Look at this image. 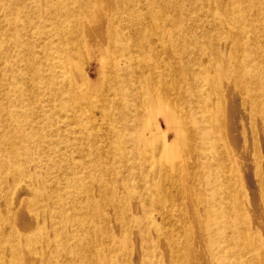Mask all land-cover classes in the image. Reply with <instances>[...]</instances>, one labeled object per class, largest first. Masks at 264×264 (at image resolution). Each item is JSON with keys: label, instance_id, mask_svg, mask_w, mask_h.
Returning a JSON list of instances; mask_svg holds the SVG:
<instances>
[{"label": "bare ground", "instance_id": "6f19581e", "mask_svg": "<svg viewBox=\"0 0 264 264\" xmlns=\"http://www.w3.org/2000/svg\"><path fill=\"white\" fill-rule=\"evenodd\" d=\"M157 2L0 0V58L6 57L11 74L1 93L12 103L0 104V184L4 186L0 189V264L127 261L128 254L112 259L114 249L109 245L122 248L130 243L131 234L119 237L118 229L128 231L131 224L138 225L137 235L145 239L141 223L149 212L166 230L164 239H151L152 254L165 253L167 264H230L228 252L217 254L228 245L237 246L236 256L249 253L242 264H264L261 239L248 237V229L258 226L240 215L249 216L257 206L251 198L234 200L225 208L220 199L223 186L210 172L201 182V204L193 187L183 190L173 182L194 177L192 171L186 172L184 155L195 163L204 141L220 148L203 156L206 162L214 155L218 171L239 168L242 178L253 171L243 164L246 146H239L233 123L215 117L209 123L215 137L210 131L200 135L203 121L193 117L199 108L184 105L180 92L174 91L180 69L173 60L164 65L180 34L166 20L168 16L163 19ZM130 3L138 6L132 8ZM220 46L213 41L198 48L199 57L186 59L185 73H192L190 65H196L191 75L203 82L205 99L215 96L213 111L221 109L225 115V107H218L224 106L219 90L223 72L235 63L238 95L248 73L242 71V60L234 57L236 46L227 49V59L221 57ZM214 53L221 57L216 62L211 60ZM212 66L213 75L209 74ZM5 83L0 78V86ZM148 110L159 113L156 128L167 133L169 141L146 133ZM121 139L128 142L136 167L138 183L129 190L127 174L114 179L115 162L124 166L128 160ZM259 151L263 153L264 142ZM249 157L259 160L256 155ZM142 182L151 184L148 189L154 194L148 204ZM183 191L185 200L180 197ZM21 193L24 202L17 197ZM233 194L229 189L224 197L231 199ZM137 210L139 216L127 217ZM20 213L26 214L28 225H15ZM216 215L220 218L214 219ZM140 252L143 259L142 244Z\"/></svg>", "mask_w": 264, "mask_h": 264}, {"label": "rangeland", "instance_id": "374dc122", "mask_svg": "<svg viewBox=\"0 0 264 264\" xmlns=\"http://www.w3.org/2000/svg\"><path fill=\"white\" fill-rule=\"evenodd\" d=\"M156 1H158L156 3L157 9L163 15V19L164 15L168 16L166 20L175 24L177 26V33L180 34V36L175 39V45L172 47V52L167 57L168 60L164 65L168 66V61L173 60L174 65L176 64L175 67L180 69V73L177 77V83L173 84L174 91L180 92V99L183 101L184 105L199 108L194 113L193 117L203 121L202 127L198 132L200 135L206 136V133L210 131L213 134V138L215 137V133L209 129V123L213 122L215 117H218L219 119L223 117V120L226 123H233L232 132L233 134H236L239 146H246L248 157L247 161H244L243 164L247 165L248 169L251 168L253 171L252 176L246 175L244 178H242V171L239 168L232 171L228 170L226 173L222 170L218 171L216 166L217 158L213 155L211 158H207L206 162H204L205 158H203V156L205 153L210 155V152L212 151L218 153L220 148L217 144L212 146L210 142L204 141L203 143L201 142V146L198 148V159L195 163H192L189 157L184 155L187 170L186 172L190 173L192 171L194 177H192L188 182L186 180L173 182L177 187H181L183 190L187 189L188 186L193 187L197 192L199 204H201L200 200L203 198L201 195V182L202 180H205L207 173L210 172L208 175L213 174V176L216 177L217 182H221L223 186V192L220 194V199L222 206L225 208L231 206L234 200L242 201L244 197L251 198L252 202L256 203L254 205L257 206L253 208L251 213L247 211L249 216L240 214L241 219L245 220L250 217L254 226H258L257 230L248 229V237L252 240L259 237L263 243H261V245L264 246V207H262V205L264 206V151L262 153L263 155L259 151L260 148L262 150L264 142V0ZM129 6L135 8L138 4L130 3ZM213 41L223 45V47L220 46L223 50L220 55L221 57L224 55V59L230 58V56L227 55V49L231 46H236L237 50L234 53V57L238 61L240 59L242 60V71L246 74L248 73L244 80V84L242 80V94L238 95L237 83L234 82L238 77L235 70V61L233 60L234 64H232L228 70L223 72V83L220 85L219 90L224 97V99H222L224 106L222 104H218V107H222L223 109L225 107V113H227L225 115H222L223 112L221 109H219V112L217 113L213 111V105L216 104L214 102L215 96H212L211 99H205L208 95H203V82H199L194 78V75H191L196 73V65H190L192 73H185V68L188 65L186 64V59L190 58L194 61L197 57H199L197 52L198 48H205ZM5 46L6 45H2L1 48H4ZM217 57L221 58L219 54L214 53L211 55V60L216 62ZM169 68L171 69V67H168L167 69ZM251 73H254L252 78L250 76ZM209 74L213 75V66L209 69ZM0 78L6 80L5 85L0 86V104L8 107L11 106L12 103H10L11 101L6 94L1 93V89L3 88L5 90L7 83L11 81V74L6 57L0 58ZM249 87L254 92L253 94L255 96L250 95L248 90ZM196 90H199V92L196 96H193ZM204 101L207 102L208 105H204ZM158 114L153 112V110H148V115L145 120L149 125V129L146 133L155 136L159 135L162 137L163 142H167L169 141V135L165 132H161L159 128H156L158 121L161 119ZM126 121L128 122V117ZM12 124L14 128L18 126L16 122H13ZM68 125L76 127V125L72 123H69ZM63 129L64 128L60 131L63 132ZM125 132L127 133V131ZM77 136H81V134H77ZM121 141L125 146V153L128 160L124 166H119L118 162H115L116 168H114V170L116 171V175L114 176V179H119L121 173H124V175L127 174V190H129L131 188H135V185L138 183L136 180L137 178L135 177L136 167L133 164L131 153L128 152L130 148L129 144H127L128 142L122 139ZM157 142V139H155L154 144ZM200 152L202 153L201 156H199ZM252 155L259 157V160L257 159L255 161L253 159L252 161V158L249 157ZM203 165L206 166L205 172L202 170ZM141 185L144 187L142 190L145 195V204H148V201H151L150 196L154 195L148 189L151 184L148 185L147 182H142ZM166 185L167 184H165V186ZM244 185L246 186V189L243 187ZM1 188H4L2 184H0V189ZM229 189L234 190V197L231 199L224 197L225 192L229 191ZM203 192L204 196V188ZM181 196L184 200L188 198L186 191L181 192L180 197ZM17 197L21 200V202L26 201L25 194L21 193ZM78 197H80V195H78ZM141 205L142 204H140V206ZM140 213V210L132 211L127 214V217L132 218L136 215L139 216ZM149 213L146 215L147 220L141 223L146 232L145 239L140 238L139 234L137 235L138 225L136 224H131V227H128V231H126L127 228L124 232H122L121 229H118V234L120 233L119 237H123L122 234L125 232L127 234H131V242L126 243L122 248H114L112 244L111 246L109 245V247L114 249L110 252L112 259H115V257L118 256L122 258L124 254L129 255V257L126 255L127 261L124 258L121 260V263L118 262L119 260H116L114 264H127L128 262L130 264H158V262H160V264H167V259L169 260V258H167L165 253H163L162 257H159V252L158 256H154L152 254L151 249L155 246L153 245V242H151V239H162L166 230H164L162 226H159L157 223L158 219L155 216L152 217L153 214L151 212ZM25 215L26 214L24 213H20L15 218V225H28ZM218 217L220 218V216L216 215V218L214 217V219H218ZM124 219L126 220V218ZM215 228L217 231L221 229L218 226H215ZM27 230L22 229V232ZM141 244L143 246V253L146 254L143 259L142 257L140 259ZM241 246H244V242ZM258 246L255 251L259 250L257 249ZM227 247L224 246V248L218 250L217 254L224 255L225 251L228 252L229 257L233 259L230 264L246 263L249 259L250 255L246 251H241V255L236 256L235 249L237 246L228 245ZM165 249L169 251L166 243ZM206 264L219 263L216 261H207Z\"/></svg>", "mask_w": 264, "mask_h": 264}]
</instances>
